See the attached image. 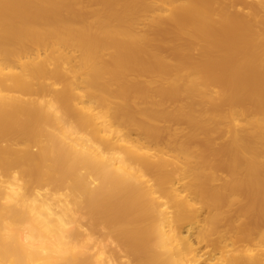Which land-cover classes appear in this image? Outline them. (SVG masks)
<instances>
[{"label":"bare ground","instance_id":"6f19581e","mask_svg":"<svg viewBox=\"0 0 264 264\" xmlns=\"http://www.w3.org/2000/svg\"><path fill=\"white\" fill-rule=\"evenodd\" d=\"M237 2L0 0V264H264V0Z\"/></svg>","mask_w":264,"mask_h":264},{"label":"rangeland","instance_id":"374dc122","mask_svg":"<svg viewBox=\"0 0 264 264\" xmlns=\"http://www.w3.org/2000/svg\"><path fill=\"white\" fill-rule=\"evenodd\" d=\"M254 0H247V2L246 3H241V2H237L236 4H235V8H236V11H238V12H245V11H247L248 10V4L249 3H252ZM261 15H262V17L264 18V13H261ZM169 106H171L170 104H169ZM172 126H173V128H180V129H183V128H186V124L185 123H183V122H180V123H177V122H173L172 124H171ZM226 136L224 135V136H222V135H218L217 136V141H221L222 139H224Z\"/></svg>","mask_w":264,"mask_h":264}]
</instances>
